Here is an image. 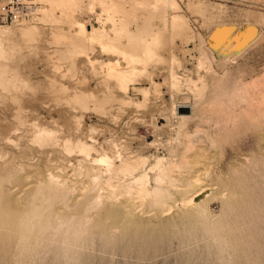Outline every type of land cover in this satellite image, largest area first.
Masks as SVG:
<instances>
[{"label":"rangeland","instance_id":"rangeland-1","mask_svg":"<svg viewBox=\"0 0 264 264\" xmlns=\"http://www.w3.org/2000/svg\"><path fill=\"white\" fill-rule=\"evenodd\" d=\"M128 1L125 6L129 10L133 5ZM176 1L180 14L188 19L187 36L193 34L195 39L187 40V36L167 29L169 44L162 49L165 60L149 65L146 71L153 73L151 79L140 72L142 75L137 76H144L130 83L127 93L117 88L112 92L105 89L103 81L108 72H102L100 62L118 57L102 52L97 42L93 57L99 61H94V65L80 53H72L77 58L69 60L65 52L68 45L57 43L61 37L55 40L60 34L67 40L68 34L76 32L69 24L53 19L50 22L51 15L40 10L18 15V23L0 24L8 27L7 36L0 41V63L17 64L12 69H19L18 73L10 70L18 78L23 76L19 79L27 80L26 88L23 83L20 84L24 89L22 85L17 87L19 92L24 90L20 92L22 100L12 96L18 92L14 85L17 82L7 87L0 85V205L17 210L47 207L63 218H76L82 229L78 230L79 238L69 237L75 239L74 251H65L60 233L55 234L53 242L47 241L25 254L18 253L20 245L0 243V251L8 253L9 257L3 254L8 264L12 260L19 264H71L75 260L78 262L73 264H264V121L257 127L246 116L241 114V118L235 113L241 101L235 95L236 88L264 73V0ZM81 2L83 7L77 16L80 23L90 30L101 24L111 29L112 23L107 22L106 12L101 14L100 6L92 12L89 0ZM201 3L220 17L209 20L211 13L198 11L200 5L204 6ZM42 4L41 0H33L32 7L38 9ZM138 9L130 8L142 16L145 11ZM162 22L160 18L155 20L160 27ZM137 23L130 21L128 26L134 29ZM25 26H33V31L25 34ZM200 45L209 54V64H199ZM172 51L179 59L174 63L170 60ZM171 67L180 76L175 85L168 77ZM198 74L208 84L199 96L187 82V78H197ZM153 80L160 84L158 90ZM144 88L149 89L147 99ZM81 91L95 94L94 98L88 104L75 101L74 94ZM20 102L24 109L21 115L26 113L21 124L15 115L21 110L15 107ZM27 104L29 107H25ZM230 104L235 106L228 111ZM47 136H53L59 147H44L42 138L52 141ZM65 142L73 146L63 149L61 143ZM140 156L147 159L134 174L112 168L120 167L123 161L135 162ZM158 158L163 160L161 167L170 166L171 177L160 184V197L151 193L162 170L152 167ZM145 173L147 182L137 183L135 177ZM156 224L165 226H156L158 233L159 229L160 233H165V229L170 233V237L165 235L167 240L163 232L165 241L154 235ZM140 227L145 231H140ZM147 230L158 241L150 239ZM107 236L114 238L111 245ZM134 239H138L137 243ZM3 252L0 258H4ZM255 259L261 261L257 263Z\"/></svg>","mask_w":264,"mask_h":264},{"label":"bare ground","instance_id":"bare-ground-1","mask_svg":"<svg viewBox=\"0 0 264 264\" xmlns=\"http://www.w3.org/2000/svg\"><path fill=\"white\" fill-rule=\"evenodd\" d=\"M90 2L89 3V9H91V11L93 12L95 10V7L96 6H100L103 10L102 11V15H103V12H106L104 13L105 14V18H106V15H108V19L106 18V20H109L107 22H111L112 23V26H111V29H107L105 25H100V26H93V29L90 30L86 27L85 23H80V21L78 20V14L81 13V10H82V2L81 0H41V2H43L42 6L38 9H35L36 7H31L29 8V12H31V14L35 11V10H40L42 12H44V14L46 15L47 14H50L51 17H50V22H52L51 19H53V21H63L67 24L70 25V27H74L76 29V32L73 33L72 36H70V34H68L69 36H67V40L65 39V35L63 36H60L62 34H60L58 37L55 38V40L59 37V39H57V43L61 42V43H66L68 45V48L67 50H65L66 53H68L69 55H67L69 58V60L71 59V57L73 58L74 56H72L74 53H80L79 55H82L83 58H85L86 60H88L90 63H92L94 65V61H99L97 58H94L93 55L96 53V47L97 45L95 44L97 42V44L100 45V48L102 50V52H107L109 54H112V55H115L116 57L118 58H115V59H107V60H104V61H101L100 64H101V69H103V73H104V69L107 70V76H105L106 78L104 79V85H105V89L108 90L109 92L111 91L112 92V89H120L122 92H126L127 93V90H128V87L130 85V83H135L134 80H136V78H141V77H138L142 74L139 75L140 72L144 71L145 73H147L146 77H149V79L152 78V72L151 71H146L147 68L149 67V65L152 64L153 61L157 60L159 62V60H165V57L164 55L162 54V49L167 47L168 44H169V39L168 37L165 35V31L167 29L171 30L175 35H178V36H187V33L190 32V28H189V24H188V19H186V17L182 14H180V12L178 11V8H179V4L176 0H130V3L131 5H133L132 7H130L131 9L134 10V8L138 7L139 9L142 8V10H144L145 12L142 14V16H138L136 15L135 11L133 10H129L127 9L128 7L125 6V4L127 3L128 0H89ZM126 2V3H125ZM129 2V1H128ZM129 4V3H127ZM126 4V5H127ZM202 4V3H201ZM130 5V6H131ZM198 5L200 4H197V7ZM204 5V4H202ZM134 7V8H133ZM207 6L204 5V6H201L198 7V11L207 15L206 11L208 12V7L206 8ZM138 9V10H139ZM207 9V10H206ZM27 11H24V12H21L19 14L16 15V17L20 14H26ZM141 10V11H142ZM56 12H58V15L56 14ZM91 12V13H92ZM138 12V11H137ZM140 12V10H139ZM212 12V11H211ZM210 11L208 12L209 14L211 13ZM214 12V11H213ZM220 12V11H219ZM48 15V16H50ZM219 16L215 15V14H210V18L212 19H209V20H215L216 17H220L221 14H218ZM100 16V15H99ZM13 20V23L17 21L18 23V18H16ZM163 21V26L160 27V25H157L155 23V20L159 19V18ZM209 17V16H207ZM49 18V17H48ZM157 18V19H156ZM99 19V18H98ZM220 19V18H219ZM22 20H24L22 18ZM101 20H102V17H101ZM105 20V19H104ZM213 20V21H214ZM217 20V19H216ZM25 21V20H24ZM130 21H137L138 23L136 24V27L134 29L130 28L128 26L129 22ZM220 21V20H219ZM106 22V21H105ZM23 23H26V22H23ZM136 23V22H134ZM1 24V23H0ZM26 27V26H25ZM33 26L32 27H26L25 28V34H28V33H31L33 31ZM20 29V28H19ZM22 29V28H21ZM72 29V28H70ZM11 30V28H10ZM12 31V30H11ZM11 31H9L11 33ZM192 31V30H191ZM8 33V27L7 28H4L3 26H0V41L1 39L5 38ZM9 33V34H10ZM12 34V33H11ZM186 34V35H185ZM6 35V36H5ZM69 37V38H68ZM195 37V35H190L188 34L187 36V40L191 39ZM195 39V38H193ZM203 45V44H202ZM201 47V45H200ZM200 50V56H199V64L200 65H206V63L209 64V54L206 52L205 48L201 47V49L199 48ZM3 49L0 47V60L3 58H1L2 55V52ZM64 52V53H65ZM104 52V53H105ZM71 53V54H70ZM73 53V54H72ZM5 54V53H4ZM11 55V54H10ZM13 55V54H12ZM65 55V54H64ZM63 55V56H64ZM14 56V55H13ZM12 56V57H13ZM77 54L75 55V58H73L74 60L77 58L76 57ZM5 57V56H4ZM12 57H8V58H12ZM65 58V57H64ZM16 59V58H15ZM13 59V60H15ZM72 59V61H73ZM224 59V58H223ZM170 60H172V62H176V60H179L178 57L175 55V53L172 51L170 53ZM209 60V61H208ZM213 61V60H212ZM225 61V64L226 62H228L227 60V57H225L224 59ZM74 62V61H73ZM123 62V64H122ZM179 62V61H177ZM156 63V62H155ZM154 63V64H155ZM180 63V62H179ZM211 63V62H210ZM1 64L2 67H1ZM9 64V63H8ZM6 63H0V85H3L5 87L7 86H10L11 83L12 85L15 83L14 85H17L15 86V88H17L18 86H21L22 84L20 83H23L25 84V88H26V83L25 81L27 82V80H25V78L22 80V79H19L23 76H21L22 74L20 73L19 75L21 77H17L18 76V70H15L12 69L13 67L9 68L10 66ZM152 64V65H154ZM178 64V63H177ZM211 65V64H210ZM210 65L209 68H213L211 67ZM227 65V64H226ZM72 66L75 68V62L72 63ZM9 69H8V68ZM200 67V66H199ZM73 68V70L75 71V69ZM227 68V67H225ZM16 71L17 73H14V71ZM59 68H57L58 70ZM9 70V71H8ZM72 70V71H73ZM226 70V69H225ZM213 71V70H212ZM60 72V70H59ZM224 72V71H223ZM73 73V72H71ZM64 75V73H61ZM67 73H65L66 75ZM74 74V73H73ZM75 74H76V71H75ZM13 75V77L15 76V78H11V76ZM138 75V76H137ZM217 76H219L217 74ZM108 77V78H107ZM169 79H170V83L172 81V84L175 85L176 83L179 82V75L177 74V72L171 67V69L169 70V75H168ZM137 79V80H138ZM169 79L167 81H169ZM187 82H188V85L190 86L189 88H191L190 90L192 92H194L195 95H198V94H203L207 88V82L206 80H204V78L201 76V74H198V77L197 78H192V77H189L187 78ZM25 80V81H24ZM166 81V82H167ZM137 82V81H136ZM186 82V83H187ZM20 85H19V84ZM113 83V85H111ZM153 83L155 84L154 86L157 88L158 90V87H160V84L153 80ZM242 83V82H241ZM178 86V85H176ZM23 88V85L21 86ZM63 87V86H62ZM14 88V87H13ZM11 87H9L10 90H15ZM65 88V87H64ZM4 89V88H3ZM9 89L8 91L5 89L6 93L9 92ZM24 89V88H23ZM155 89V88H154ZM17 91L19 90V88L16 89ZM13 91L14 92H16ZM21 90V88H20ZM139 90H141L139 88ZM156 90V89H155ZM156 90V91H157ZM3 91V90H2ZM4 91V92H5ZM24 91V90H23ZM23 91H20L23 93ZM129 91V90H128ZM12 93V91H10ZM19 92V91H18ZM18 92H16L17 94H12V96L16 97V100L17 98L18 99H21L23 95L22 93H20V95L18 94ZM142 92H143V95L146 97L147 99V96L149 95L148 92H149V89L148 88H144L142 89ZM155 92V91H154ZM158 92V91H157ZM141 93V92H140ZM238 93V94H237ZM3 94V93H1ZM0 94V95H1ZM10 94V93H9ZM8 95V94H7ZM11 95V94H10ZM93 93H88V92H85V91H81V92H76L73 96V99L75 101H81L82 104L85 103H89L88 101L92 100L93 97ZM238 97H239V100L241 99V101L239 102L238 100V105L237 107L239 106V110L236 112L235 110V113H239L240 115L242 114L243 116H246L249 120V123L250 124H254V125H258L260 123H262L264 121V73L263 75L260 77V78H257V79H254L252 82H243L242 84H240L237 88H236V94ZM12 96H10L12 98ZM199 96V95H198ZM6 98L7 96H2V98ZM92 97V98H91ZM129 97V96H127ZM8 98V97H7ZM131 98V97H130ZM14 99V98H12ZM15 100V99H14ZM22 100V99H21ZM29 101V99H26ZM132 100V99H131ZM84 101V102H83ZM128 101V100H127ZM234 101V100H233ZM129 102V101H128ZM131 102V101H130ZM138 102V101H137ZM17 103V102H16ZM232 103V102H231ZM235 103V102H234ZM136 104V103H135ZM30 104H27L25 105V107H29ZM175 105V104H174ZM177 105V104H176ZM11 106V105H10ZM19 106V107H17ZM21 102L20 104H16L15 107L19 108L21 107ZM235 106V105H234ZM233 106V107H234ZM31 107V106H30ZM32 107H39V106H32ZM232 107V104L229 105L228 107V111H231V108ZM16 108V109H17ZM194 108V107H193ZM191 108V109H193ZM22 109L23 107H21V110H17L15 111V115H16V118L18 119V122H20V124L22 122H25V115L26 113H23L24 116L21 115L22 113ZM26 109H29V108H26ZM238 109V108H236ZM24 110V109H23ZM174 110V109H173ZM178 111V110H177ZM176 109H175V113L177 112ZM25 112V111H24ZM35 112V111H34ZM38 113V112H36ZM193 113V112H192ZM232 113H234V111H232ZM252 114H255V115H252ZM238 115V114H237ZM242 115H241V118H242ZM235 116V115H234ZM15 117V116H14ZM35 120V119H34ZM28 123V122H27ZM33 123V122H32ZM26 124V123H25ZM31 124V123H30ZM37 123H33V125H35ZM40 125V124H38ZM37 125V126H38ZM39 127V126H38ZM42 127V126H41ZM258 127V126H257ZM35 128V127H34ZM20 129V128H19ZM41 129V128H40ZM44 129V128H43ZM36 131L38 130V128L35 129ZM47 130V129H45ZM49 130V129H48ZM41 131V130H39ZM38 131V132H39ZM46 136V134H45ZM37 137V136H36ZM40 137V136H39ZM49 137V136H47ZM49 138H52V141H50L49 139L47 140H41V143L42 142H45V146L46 147L47 145L49 146H52V147H57L58 145H60L58 142L54 141V137L51 136ZM71 138V137H70ZM38 140V138H36ZM69 139V138H68ZM31 140V139H30ZM34 140V139H33ZM40 140V139H39ZM38 140V141H39ZM66 140V139H65ZM64 140V141H65ZM71 140V139H70ZM69 140V141H70ZM36 141V140H34ZM49 141L48 144H46V142ZM80 141V140H79ZM78 141V142H79ZM56 142V143H55ZM73 142V141H71ZM76 143V141H74ZM63 143V142H62ZM63 145V149L65 147H68L70 145H72V143L70 144V142H65ZM82 143V142H81ZM79 143V144H81ZM84 143V142H83ZM44 144V143H43ZM41 145V144H40ZM75 145V144H74ZM77 145V144H76ZM75 145V146H76ZM73 146V145H72ZM70 146V147H72ZM59 147V146H58ZM88 147V146H86ZM62 148V147H61ZM74 148V147H73ZM72 148V149H73ZM79 148V147H78ZM85 148V146L83 147ZM71 149V150H72ZM67 152V151H66ZM105 157V155H102ZM114 156V155H113ZM114 158V157H113ZM147 159V158H146ZM146 159L145 157H141L135 161V162H128V161H123L122 164L120 165V167H116V166H113V170L115 169H118L122 172H125V173H129V174H134L136 171L141 165L145 164L146 162ZM160 159V160H158ZM158 162L157 164H154L155 166H152L153 169L155 168H158V167H161L160 165L161 164V160L162 158H158ZM107 160V159H105ZM113 161V160H112ZM113 164V163H112ZM151 167V168H152ZM111 168V169H112ZM161 171L160 173L156 176L155 178V181L157 183V186L154 187L153 190H151V193L156 196V197H160V196H163V188L162 186L160 185L161 183L163 184L164 182H166V180H171V177H170V172H169V169H170V166L167 165L165 166L164 165V168L161 167ZM116 171V170H115ZM112 172V171H111ZM147 179H148V176H147V173L141 175V176H138V177H135V181L137 183H146L147 182ZM174 183V182H173ZM143 184V185H144ZM128 185V184H127ZM132 185V184H131ZM168 185V184H167ZM145 186V185H144ZM130 191L132 188H129ZM147 190V189H144V191ZM129 191V192H130ZM134 191V190H132ZM149 190H147V192L145 191V193L147 194H150V192L148 193ZM185 201V200H184ZM227 211V210H226ZM225 211V212H226ZM229 214V213H228ZM225 218V217H224ZM76 219V218H75ZM73 218H70L68 219L67 218H63L61 215H57L56 213L50 211L47 209V207H43V208H40V209H29V210H17V209H13L9 206H2L0 205V243H5V244H8L10 246L14 245V244H17V245H20V248L18 251V253L21 251L25 254V252H29V251H33L35 250L36 248H38L39 246H43L45 245V243L47 241H52V239H54L53 237L55 236V234H58L60 233L59 236H62L61 238H64L63 239V243L65 244H60L62 246H64V249L66 251V249H71L74 251V248L76 249L75 247V239H72V240H69L70 238L69 237H78L77 234H80L79 233V223L77 222V220H75ZM210 221V220H209ZM211 222V221H210ZM145 224H149V223H145ZM145 224L143 226H145ZM213 227L212 228H215V226L210 223ZM141 225V226H142ZM218 225V224H217ZM142 226V227H143ZM148 226V225H147ZM153 226V225H152ZM155 227V232H154V235L158 234L157 237H160L162 236V234L164 233V231H162L160 233V229H159V233L157 232L156 230V225H154ZM159 226V224H158ZM157 226V227H158ZM170 226V225H169ZM168 226V228H169ZM247 226V225H246ZM146 227V226H145ZM148 227H151L148 226ZM146 227V228H148ZM163 226H159V228H162ZM173 227V226H172ZM209 227V226H208ZM144 228V227H143ZM145 228V229H146ZM153 228V227H152ZM151 228V232L154 231V228L152 230ZM165 228V226L163 227ZM167 228V230H168ZM207 228V227H206ZM211 228V227H210ZM224 228V227H223ZM222 228V229H223ZM231 228V227H230ZM91 229V228H90ZM140 231H141V227L139 228ZM138 229V230H139ZM145 229L143 231H145ZM221 229V230H222ZM238 229V228H237ZM240 229V228H239ZM251 229V228H250ZM82 229H80V232H81ZM136 230V229H135ZM164 230V229H162ZM170 230H171V226H170ZM226 230V229H225ZM235 230V229H234ZM253 230V229H252ZM255 230V229H254ZM169 231V230H168ZM207 231V230H205ZM217 231V230H216ZM229 231V230H228ZM232 231V230H230ZM263 231V230H262ZM128 233V230L126 231ZM134 232V231H133ZM148 232V230H147ZM157 232V233H156ZM173 232V231H172ZM215 232V231H214ZM213 232V234H214ZM220 232V231H219ZM138 233V232H137ZM136 233V234H137ZM141 232H139L140 234ZM145 233V232H144ZM149 233V232H148ZM166 229H165V233H164V236H169L170 233H167ZM190 233V232H189ZM211 233V232H210ZM229 233V232H227ZM253 233V232H252ZM103 234V233H101ZM132 234V233H131ZM135 237H137L135 235V232L133 233ZM142 234V233H141ZM147 234V233H146ZM145 234V235H146ZM153 234V232H152ZM150 235L149 233V237H151L150 239H155L156 238H152V236L154 237V235ZM176 234V233H175ZM172 233V236L175 235ZM185 234V233H184ZM207 234V233H206ZM224 234V237L226 236L225 233ZM107 234H105L106 236ZM109 235V233H108ZM138 235V234H137ZM177 235V234H176ZM188 235V234H187ZM190 235V234H189ZM222 235V234H221ZM231 235V234H230ZM242 235V234H241ZM115 236V235H114ZM129 236V235H128ZM132 236V237H134ZM164 236H162V239L160 240H164ZM165 236V238H166ZM184 236V235H183ZM193 236V235H192ZM211 236H213L211 234ZM219 236V235H217ZM248 236V235H247ZM58 236H56L55 238H57ZM130 237V238H132ZM143 237L145 238L144 234H143ZM170 237V236H169ZM187 237V236H186ZM214 237V236H213ZM223 237V236H222ZM220 236V238H222ZM245 237V236H244ZM60 238V239H61ZM79 238V237H78ZM106 238V237H105ZM104 238V239H105ZM107 238H109L107 236ZM111 238V237H110ZM109 238V239H110ZM138 238H140L138 236ZM143 238V239H144ZM148 238V237H147ZM215 238V237H214ZM218 238V237H217ZM232 238V236H231ZM112 239L114 238H111L109 241V244L111 245L112 244ZM133 239V238H132ZM136 239V238H135ZM134 239V240H135ZM148 239V240H150ZM168 237L165 239L167 240ZM213 239V238H212ZM225 239V238H224ZM223 239V240H224ZM235 239V238H234ZM255 239V238H254ZM263 239V238H262ZM106 240V241H107ZM142 240V238H141ZM140 240V241H141ZM147 240V241H148ZM154 240V241H155ZM159 240V241H160ZM164 240V241H165ZM230 240V239H229ZM248 240V238H247ZM59 241H62L59 240ZM104 241V240H103ZM107 241V242H108ZM136 243L138 241L135 240ZM144 241V240H143ZM153 242V240H151ZM158 241V240H156ZM155 241V242H156ZM217 241V240H216ZM218 241H221L218 239ZM217 241V242H218ZM228 241V240H227ZM53 242V241H52ZM56 242V241H55ZM111 242V243H110ZM150 242V241H149ZM148 242V243H149ZM238 242V241H237ZM240 242V241H239ZM51 243V242H49ZM58 244V242H56ZM103 243V242H102ZM116 243V242H114ZM230 243H232V241H230ZM234 243V242H233ZM232 243V244H233ZM0 244V245H1ZM54 244V243H53ZM143 244H145V241L143 242ZM214 244H215V241H214ZM219 244V242H218ZM217 244V245H218ZM222 244V243H221ZM220 244V245H221ZM238 244V243H237ZM249 244V243H248ZM7 245V246H8ZM216 245V244H215ZM225 244H223L224 246ZM234 245V244H233ZM2 246V245H1ZM5 246V248L7 247ZM48 246V245H47ZM54 246V245H53ZM77 246H78V243H77ZM82 246V245H81ZM213 246V245H212ZM236 246V245H235ZM243 247V245H241ZM247 246V245H246ZM40 247V248H41ZM215 247V246H213ZM237 247V246H236ZM253 247H256V246H253ZM8 248V247H7ZM49 248H50V245H49ZM62 248V247H61ZM219 248V246H218ZM222 248V247H221ZM225 248V247H224ZM233 248V247H232ZM43 249V248H42ZM41 249V250H42ZM48 249V248H47ZM53 249V248H52ZM79 249V248H78ZM81 249V248H80ZM143 249V248H142ZM147 249V248H146ZM217 249V248H216ZM238 249V248H237ZM242 249V248H241ZM244 249V248H243ZM259 249V248H258ZM263 249V248H262ZM1 250V249H0ZM8 250V249H7ZM14 250V249H13ZM61 250V249H60ZM77 250V249H76ZM149 250V249H148ZM31 251V252H32ZM36 251V250H35ZM211 251V250H210ZM219 251V250H218ZM224 251V250H223ZM226 251V249H225ZM240 251V250H239ZM244 251V250H243ZM260 251V250H259ZM0 252H3V251H0ZM11 252V251H10ZM51 252V251H50ZM54 252V251H53ZM59 252V251H58ZM72 252V251H71ZM242 252V250L240 251ZM245 252V251H244ZM13 253V252H12ZM41 254H44L42 252H40ZM61 253V252H60ZM66 253V252H65ZM73 253V252H72ZM76 253H78L76 251ZM81 253V252H80ZM79 253V254H80ZM219 253V252H218ZM225 253V252H224ZM243 253V252H242ZM6 255L7 257H9L7 254L8 253H2V255ZM21 254V253H20ZM18 254L17 257H20ZM39 254V255H41ZM63 254V253H62ZM61 254V255H62ZM79 254L77 256H79ZM222 254V253H220ZM219 254V255H220ZM226 254V253H225ZM4 258H0V264H8L7 263V257L4 256ZM10 255V254H9ZM60 255V254H58ZM64 255V254H63ZM71 255V253H70ZM75 255V256H76ZM243 255V254H242ZM260 255V254H259ZM23 256V255H22ZM21 256V257H22ZM57 256V255H56ZM74 256V255H73ZM72 256V257H73ZM224 256V257H223ZM237 256V255H236ZM244 256V255H243ZM1 257V255H0ZM5 257H6V260L7 261H4L5 260ZM12 257V256H10ZM14 257V256H13ZM15 257L17 260H21V258H17ZM29 257V256H28ZM52 257V256H51ZM222 257L225 258V255L222 254ZM248 257V256H247ZM14 258V259H15ZM63 258V257H62ZM80 258V257H78ZM239 258V257H238ZM242 258V257H241ZM240 258V260H241ZM249 258V257H248ZM257 258V257H256ZM12 260V258H10ZM34 259V258H33ZM72 259V258H71ZM215 259V258H214ZM218 259V258H217ZM219 259H221V256L219 257ZM245 259V258H244ZM242 259V260H244ZM250 259V258H249ZM248 259V260H249ZM15 260V261H17ZM28 259H26L27 261ZM37 261V259H35ZM49 260V259H47ZM57 260H58V257H57ZM64 260V259H63ZM62 260V261H63ZM223 261V259H221ZM228 260H230L231 262V259L228 258ZM227 260V261H228ZM254 260V259H253ZM256 262H257V259H255ZM264 260V259H263ZM10 261V260H9ZM13 261V260H12ZM11 261V263H12ZM25 261V262H26ZM29 261H32V260H29ZM40 261V260H39ZM56 261V260H55ZM69 261V259L67 260ZM76 261V260H75ZM74 261V262H75ZM220 261V260H219ZM233 261V259H232ZM261 261V260H259ZM258 261V262H259ZM14 262V261H13ZM19 262V261H18ZM16 263V264H19V263ZM28 262V261H27ZM33 262V261H32ZM60 262V260L58 261ZM73 262V263H74ZM78 262V260L76 261V263ZM239 262V261H238ZM245 262V260H244ZM257 262V263H258ZM10 263V264H11ZM13 263V264H14ZM71 263V264H73ZM220 263V262H219ZM232 263V262H231ZM228 262V264H231ZM236 263V262H235ZM250 263H251V259H250ZM23 264V263H22ZM50 264V263H49ZM61 264H63L61 262ZM69 264V263H68ZM222 264V262H221ZM227 264V263H226ZM234 264V263H233ZM242 264V263H241Z\"/></svg>","mask_w":264,"mask_h":264},{"label":"built area","instance_id":"built-area-1","mask_svg":"<svg viewBox=\"0 0 264 264\" xmlns=\"http://www.w3.org/2000/svg\"><path fill=\"white\" fill-rule=\"evenodd\" d=\"M33 6V0H0V23L13 22L16 15Z\"/></svg>","mask_w":264,"mask_h":264},{"label":"crops","instance_id":"crops-1","mask_svg":"<svg viewBox=\"0 0 264 264\" xmlns=\"http://www.w3.org/2000/svg\"><path fill=\"white\" fill-rule=\"evenodd\" d=\"M10 66H11V67H16V66H17V64H15V63H14V64H11Z\"/></svg>","mask_w":264,"mask_h":264}]
</instances>
